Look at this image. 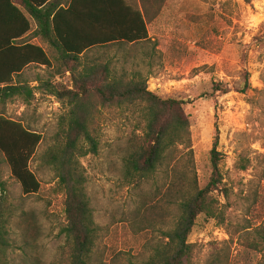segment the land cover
Instances as JSON below:
<instances>
[{"label": "rangeland", "instance_id": "1", "mask_svg": "<svg viewBox=\"0 0 264 264\" xmlns=\"http://www.w3.org/2000/svg\"><path fill=\"white\" fill-rule=\"evenodd\" d=\"M148 32L150 41L134 49L90 55L106 54L100 64L111 61L110 68L128 80L139 73L147 91L161 98L193 100L184 112L199 188L209 180L218 132L223 184L216 195L224 222L197 218L188 239L191 264H264V0H167ZM246 74L250 88L241 92ZM54 76L53 70L31 67L23 78L70 86L68 74ZM215 83L227 92L212 94ZM34 93L28 101L17 96L0 105V114L42 137L29 164L38 193L22 195L0 164V224L7 244L0 264H68L61 234L64 193L42 161L68 108L66 100ZM86 104L98 143L95 155L79 161L97 228L88 264H141L164 243L162 235L177 215L164 200L166 167L140 182L126 177L130 136L143 128L139 109L103 107L99 100Z\"/></svg>", "mask_w": 264, "mask_h": 264}, {"label": "trees", "instance_id": "2", "mask_svg": "<svg viewBox=\"0 0 264 264\" xmlns=\"http://www.w3.org/2000/svg\"><path fill=\"white\" fill-rule=\"evenodd\" d=\"M167 0H0V65L5 67L0 82V105L17 96L28 101L35 91L66 100L68 111L61 117L54 143L42 156L50 166L64 193V219L61 228L68 247V264H88L97 228L80 159L98 150L94 119L86 111L88 101L101 106L139 109L140 133L130 136L123 158L126 177L140 182L166 167L168 183L164 200L177 215L163 233V242L152 249L141 264H191L193 245L188 242L199 216L224 222V212L216 193H221L223 176L220 154L216 150V130L210 151L211 173L207 184L199 188L193 170L189 121L184 106L193 100L161 98L147 91L146 80L139 73L125 78V73L111 69V61L100 64L106 54H91L99 49H134L150 41L148 25L161 13ZM30 33L28 40H17ZM38 38L45 46L33 44ZM29 66L53 67L56 76L68 74L70 86L41 83L31 88L15 84L18 74ZM100 76V78H98ZM250 88L245 75L241 92ZM35 90V91H34ZM212 94H224L218 83ZM92 94L96 99H92ZM86 101V103H84ZM134 112H137L134 110ZM40 134L0 114V164L7 165L10 177L21 193H38L40 183L30 169ZM3 187V185L1 184ZM4 222V221H3ZM0 224V262L5 248V231Z\"/></svg>", "mask_w": 264, "mask_h": 264}, {"label": "crops", "instance_id": "3", "mask_svg": "<svg viewBox=\"0 0 264 264\" xmlns=\"http://www.w3.org/2000/svg\"><path fill=\"white\" fill-rule=\"evenodd\" d=\"M29 36H30V33H28V34H25L23 37H21V38H19L17 41L18 42H21V41H26V40H28V38H29ZM29 42H31V43H33V44H38V45H41V46H43V47H45L39 40H38V38H34V39H32V40H30ZM4 50H0V52H3ZM31 67H36V68H41V69H45L44 67H37V66H29V67H26V68H24V70H22V72H20L19 74H18V76H17V78L15 79V81H14V83L15 84H24V85H28V86H30L31 88H34V87H37L38 86V81L37 80H35V81H31V80H26L25 78H23V75H24V73H26V71L29 69V68H31ZM51 69H53V67L51 68ZM51 69H47V70H51ZM4 71H5V67L3 66V65H0V77H4L5 75V73H4ZM55 77V79H57V77L58 76H54ZM0 85H1V87H3V86H5L6 84H5V82L3 83V82H0ZM35 94V93H34Z\"/></svg>", "mask_w": 264, "mask_h": 264}]
</instances>
